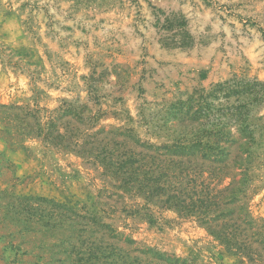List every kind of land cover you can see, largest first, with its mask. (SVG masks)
<instances>
[{"label": "rangeland", "instance_id": "obj_1", "mask_svg": "<svg viewBox=\"0 0 264 264\" xmlns=\"http://www.w3.org/2000/svg\"><path fill=\"white\" fill-rule=\"evenodd\" d=\"M233 75L264 81V0H0V264H252L100 162L125 128L163 141L154 115ZM258 153L249 211L264 245Z\"/></svg>", "mask_w": 264, "mask_h": 264}, {"label": "trees", "instance_id": "obj_2", "mask_svg": "<svg viewBox=\"0 0 264 264\" xmlns=\"http://www.w3.org/2000/svg\"><path fill=\"white\" fill-rule=\"evenodd\" d=\"M263 106L264 81L256 77L233 75L208 88H194L170 100L150 124L146 120L163 141L145 140L125 128L102 147L100 162L120 188H134L144 202L193 218L228 249L256 264L264 257V245L249 211L248 172L264 147ZM156 117L163 119L161 126ZM161 131L164 137L157 133ZM144 209L151 221V209ZM99 227L115 232L111 224ZM254 243L262 250L256 252ZM164 256L156 252L153 259L156 264H188Z\"/></svg>", "mask_w": 264, "mask_h": 264}]
</instances>
